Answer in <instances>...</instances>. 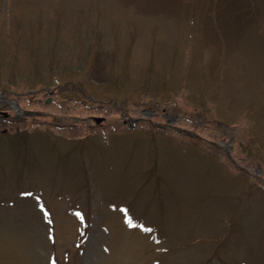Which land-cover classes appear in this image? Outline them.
<instances>
[{
    "label": "rangeland",
    "instance_id": "rangeland-1",
    "mask_svg": "<svg viewBox=\"0 0 264 264\" xmlns=\"http://www.w3.org/2000/svg\"><path fill=\"white\" fill-rule=\"evenodd\" d=\"M0 264H264V0H0Z\"/></svg>",
    "mask_w": 264,
    "mask_h": 264
},
{
    "label": "water",
    "instance_id": "water-1",
    "mask_svg": "<svg viewBox=\"0 0 264 264\" xmlns=\"http://www.w3.org/2000/svg\"><path fill=\"white\" fill-rule=\"evenodd\" d=\"M48 103H49V102H48ZM48 103H47V104H48ZM4 117H7V114H6V113H4Z\"/></svg>",
    "mask_w": 264,
    "mask_h": 264
},
{
    "label": "snow or ice",
    "instance_id": "snow-or-ice-1",
    "mask_svg": "<svg viewBox=\"0 0 264 264\" xmlns=\"http://www.w3.org/2000/svg\"><path fill=\"white\" fill-rule=\"evenodd\" d=\"M129 223H131V220H129Z\"/></svg>",
    "mask_w": 264,
    "mask_h": 264
},
{
    "label": "flooded vegetation",
    "instance_id": "flooded-vegetation-1",
    "mask_svg": "<svg viewBox=\"0 0 264 264\" xmlns=\"http://www.w3.org/2000/svg\"><path fill=\"white\" fill-rule=\"evenodd\" d=\"M6 118V117H5ZM9 119V118H6V120Z\"/></svg>",
    "mask_w": 264,
    "mask_h": 264
}]
</instances>
